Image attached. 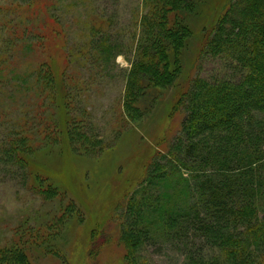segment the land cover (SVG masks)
<instances>
[{
	"label": "rangeland",
	"instance_id": "rangeland-1",
	"mask_svg": "<svg viewBox=\"0 0 264 264\" xmlns=\"http://www.w3.org/2000/svg\"><path fill=\"white\" fill-rule=\"evenodd\" d=\"M227 1L195 0L185 17L190 36L176 85L149 88L133 121L123 103L143 0H36L32 6L0 0V251L19 245L31 264H126L121 235L128 207L155 192L133 178L140 160L168 150L160 139L179 133L184 113L174 109L177 87L195 77L241 76L231 59L201 51L205 29ZM42 61L60 71L51 97L37 87ZM74 118L103 139V151L57 140ZM27 129L34 151L19 166L5 146ZM48 188L57 195L46 197ZM180 242L155 236L139 256L145 264H185Z\"/></svg>",
	"mask_w": 264,
	"mask_h": 264
},
{
	"label": "trees",
	"instance_id": "trees-1",
	"mask_svg": "<svg viewBox=\"0 0 264 264\" xmlns=\"http://www.w3.org/2000/svg\"><path fill=\"white\" fill-rule=\"evenodd\" d=\"M24 1L32 6L36 0ZM227 2L205 29L201 51L231 59L241 76L221 81L195 77L177 87L174 109L184 113L179 133L160 139L158 145L167 144L168 150L140 160L139 175L133 178L135 184L142 180V189L155 192L128 207L121 235L126 264H145L139 254L155 236L181 240L185 264H264V0ZM143 4L142 35L123 103L133 121L140 117L149 88L176 85L190 36L185 17L196 2ZM36 69L38 89L51 97L60 82L59 69L48 61ZM77 119L58 130L57 140L103 151V139ZM153 140L156 144L159 138ZM33 144L27 129L8 140L5 151L25 166ZM42 193L51 198L58 191ZM0 264L31 263L27 251L16 245L0 251Z\"/></svg>",
	"mask_w": 264,
	"mask_h": 264
}]
</instances>
